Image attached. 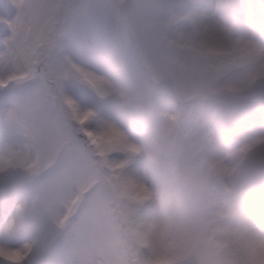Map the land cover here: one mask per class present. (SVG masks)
<instances>
[{"label":"snow or ice","instance_id":"obj_1","mask_svg":"<svg viewBox=\"0 0 264 264\" xmlns=\"http://www.w3.org/2000/svg\"><path fill=\"white\" fill-rule=\"evenodd\" d=\"M0 40V264H131L144 186L102 117L171 42L185 0H9ZM176 264H186L182 258Z\"/></svg>","mask_w":264,"mask_h":264},{"label":"clouds","instance_id":"obj_2","mask_svg":"<svg viewBox=\"0 0 264 264\" xmlns=\"http://www.w3.org/2000/svg\"><path fill=\"white\" fill-rule=\"evenodd\" d=\"M228 16L214 13L178 43L181 69L203 85L181 98L182 108L197 119L217 118L224 97L243 99L264 80V48L255 41V33L264 31V0H237ZM176 135L165 117L153 130L151 151H171ZM178 176L192 193L211 179L200 163ZM229 183L239 190L211 207L162 194L148 212L135 214L126 225L131 264H176L181 258L186 264H264V155Z\"/></svg>","mask_w":264,"mask_h":264},{"label":"rangeland","instance_id":"obj_3","mask_svg":"<svg viewBox=\"0 0 264 264\" xmlns=\"http://www.w3.org/2000/svg\"><path fill=\"white\" fill-rule=\"evenodd\" d=\"M185 2L189 5L185 18L177 23L162 53L152 62L142 63L129 79L111 83L102 98L110 109L102 119L118 129L123 141L118 158L126 162V172L144 186L142 202L132 206L136 215H140L139 208H152L162 194L182 204L195 200L211 207L225 202L239 190L229 180L246 175L251 162L264 155V80H258L243 99L224 97V110L213 120L194 118L182 108V96L198 92L203 85L181 69L180 39L214 13L230 18L228 13L237 0ZM14 15L9 0H0V16L11 20ZM10 34L7 24L0 23V40ZM255 41L264 48V31L255 33ZM165 117L176 127V144L171 151L153 153V130ZM195 163L211 179L201 181L192 193L181 187L178 173Z\"/></svg>","mask_w":264,"mask_h":264},{"label":"trees","instance_id":"obj_4","mask_svg":"<svg viewBox=\"0 0 264 264\" xmlns=\"http://www.w3.org/2000/svg\"><path fill=\"white\" fill-rule=\"evenodd\" d=\"M151 208L146 206L145 208H139L138 209V213L141 215L143 214L144 211H149Z\"/></svg>","mask_w":264,"mask_h":264}]
</instances>
